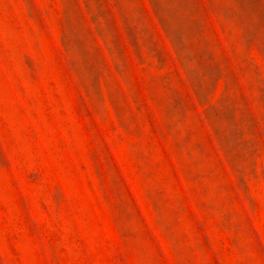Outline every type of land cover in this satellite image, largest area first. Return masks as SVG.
<instances>
[{"label": "rangeland", "instance_id": "374dc122", "mask_svg": "<svg viewBox=\"0 0 264 264\" xmlns=\"http://www.w3.org/2000/svg\"><path fill=\"white\" fill-rule=\"evenodd\" d=\"M0 264H264V0H0Z\"/></svg>", "mask_w": 264, "mask_h": 264}]
</instances>
